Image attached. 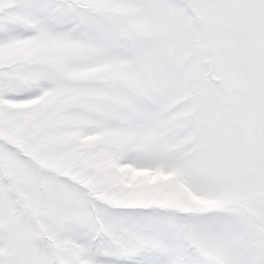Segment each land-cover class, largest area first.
I'll list each match as a JSON object with an SVG mask.
<instances>
[{
	"label": "snow or ice",
	"instance_id": "1",
	"mask_svg": "<svg viewBox=\"0 0 264 264\" xmlns=\"http://www.w3.org/2000/svg\"><path fill=\"white\" fill-rule=\"evenodd\" d=\"M0 264H264V0H0Z\"/></svg>",
	"mask_w": 264,
	"mask_h": 264
}]
</instances>
